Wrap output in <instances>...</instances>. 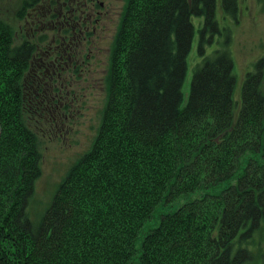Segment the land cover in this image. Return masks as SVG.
<instances>
[{"label": "trees", "instance_id": "1", "mask_svg": "<svg viewBox=\"0 0 264 264\" xmlns=\"http://www.w3.org/2000/svg\"><path fill=\"white\" fill-rule=\"evenodd\" d=\"M128 3L96 137L35 222L43 115L59 102L35 92L29 46L0 8V264H264L261 62L234 102L227 42L205 53L221 35L217 0ZM221 6L234 16L236 0ZM193 17L202 59L181 106ZM249 151L258 158L236 184L165 210L176 195L233 178Z\"/></svg>", "mask_w": 264, "mask_h": 264}, {"label": "rangeland", "instance_id": "2", "mask_svg": "<svg viewBox=\"0 0 264 264\" xmlns=\"http://www.w3.org/2000/svg\"><path fill=\"white\" fill-rule=\"evenodd\" d=\"M215 10L221 35H216L212 43L205 46V53L210 54L213 50L221 48L224 41L227 42L233 72L234 75L236 74L233 101L240 103L241 83L246 72L255 71L257 61L261 62L260 69H262L264 84V0H236L234 16L222 8L221 0H217ZM127 11V3L123 2L110 14L109 17H113L110 25H107L108 35L105 36L103 43L99 41L96 47L84 48L82 57L86 60V68L91 71L83 75L76 74L75 80L72 81L74 89L70 90L72 91L70 95L64 96L61 105L53 110L51 115H43L45 136L40 166L41 175L35 182L34 196L28 208L29 218L34 222L51 203L56 186L66 175L68 168L91 147L96 137L109 92V76L113 70L111 57L118 55L119 33L124 28ZM200 21L201 18H192L195 35L187 57L181 106L188 101L193 68L202 59L198 54ZM62 112L68 115L67 118L63 117ZM250 157L258 158V154L252 151L246 153L241 158L238 173L233 178L218 182L217 185L209 186L207 189L197 188L176 195L165 210L176 209L188 200L197 199L203 192L216 194L230 184H236V177L240 175L242 167ZM150 225L151 222L144 226L140 236Z\"/></svg>", "mask_w": 264, "mask_h": 264}, {"label": "flooded vegetation", "instance_id": "3", "mask_svg": "<svg viewBox=\"0 0 264 264\" xmlns=\"http://www.w3.org/2000/svg\"><path fill=\"white\" fill-rule=\"evenodd\" d=\"M123 2L128 6L126 0H0L4 18L16 22V38L31 51L35 92L43 88L46 95L58 96L61 105L74 89L76 74L91 71L82 57L84 48L103 43L113 17L109 16Z\"/></svg>", "mask_w": 264, "mask_h": 264}, {"label": "water", "instance_id": "4", "mask_svg": "<svg viewBox=\"0 0 264 264\" xmlns=\"http://www.w3.org/2000/svg\"><path fill=\"white\" fill-rule=\"evenodd\" d=\"M0 133H1V128H0Z\"/></svg>", "mask_w": 264, "mask_h": 264}]
</instances>
